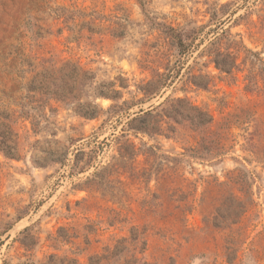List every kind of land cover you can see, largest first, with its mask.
Returning a JSON list of instances; mask_svg holds the SVG:
<instances>
[{
  "label": "rangeland",
  "instance_id": "rangeland-1",
  "mask_svg": "<svg viewBox=\"0 0 264 264\" xmlns=\"http://www.w3.org/2000/svg\"><path fill=\"white\" fill-rule=\"evenodd\" d=\"M229 3L228 13H236L224 29L264 61V0H0V110L10 105L19 111L10 99L21 96L20 86L31 78L21 81L20 59L57 68L77 64L95 75V87L115 83L122 95L118 103L133 104L102 126L105 113L86 120L73 106L52 100L44 112L48 124L42 122L37 133L30 121L14 115L20 159L5 158L1 149L13 153L12 144L0 142V264H264V81L258 77L256 87L246 90L245 71L219 75L204 67L205 58L193 65V53L179 64L191 65L192 75L211 74L208 90L184 80L149 97L138 90L157 71L164 73L166 59L178 60L159 25L201 27ZM167 98L207 112L213 120L208 132L224 133L227 155L209 163L184 159L175 166L172 159L210 134L172 123L174 133L152 139L128 133L136 149L158 146L168 158L159 175L150 171L152 159L139 156L130 170L112 174L107 187L87 186L96 168L118 158L121 144L115 138L122 127L140 109ZM95 102L103 111L113 104ZM240 110L251 113L247 124L221 129ZM67 147L62 166L32 162L33 156ZM77 151L92 156V167L81 174L71 170ZM230 198L248 212L237 224L214 229L216 210Z\"/></svg>",
  "mask_w": 264,
  "mask_h": 264
},
{
  "label": "trees",
  "instance_id": "trees-1",
  "mask_svg": "<svg viewBox=\"0 0 264 264\" xmlns=\"http://www.w3.org/2000/svg\"><path fill=\"white\" fill-rule=\"evenodd\" d=\"M232 5L233 3L221 5L219 10H214L211 14L210 21L201 27L186 26L181 29H174L159 25V31L170 39L172 47L175 48L178 60L171 63L166 59L164 73L157 71L154 80L144 87L138 88V90L149 97L158 94L162 87H171L174 83L183 80L185 84H189L196 89L208 90L213 79L211 74L192 75L190 72L191 65L185 68L184 64H179V58L192 56L193 53H197L193 59V65L198 64L197 60L205 58L204 67L212 66L218 71L219 75L231 77L234 73L245 71L247 74L244 78V81L247 82L246 90L256 87L258 77L261 81H264V61L257 54L248 50L241 40H237L238 36L232 35L229 28L224 29L225 24L230 22L236 13V11L231 13L227 11ZM236 21L235 19L233 23ZM239 60L240 62H238ZM19 62L18 72L21 81L25 80L26 75H31V78L20 86L19 92L23 94L18 98L10 99L13 106L17 107L19 111H13L10 109V105L3 106L0 110V127L5 129L4 132L0 133V142L2 145L10 142L12 147L9 148L13 150V153H6L1 149L2 154L7 159H20L17 155L18 134L13 129L14 122L12 118L14 115H17L18 119L30 121L33 133H37L41 129L42 122L48 124L44 112L47 102L52 100L73 106L75 113L86 120L97 119L101 113H105L108 117L102 126L109 119L121 115L133 106V104L128 105L125 101L121 104L118 103L122 99V95L115 90V83L95 87V75L84 71L77 64L66 63L57 68L56 64L47 61L40 62L37 65L25 59H20ZM122 88L127 87L123 86ZM96 99H108L113 104L106 111H103L97 106ZM140 102L141 100L137 104H140ZM134 115L122 127L121 134L115 138V141L121 144L118 150V158H113V163L96 168L90 178H87V186L107 187L111 184L108 178L112 174L118 173L119 169L126 170L127 167L130 170L131 165L139 156H145V161L152 159L150 171H154L156 176L159 175L162 168L168 164V158L161 153L158 146L142 144L140 148L136 149L135 145L128 139V133H131L135 138L147 136L152 139L155 136H163L165 132L174 133L172 123L177 125L187 123L194 131H200L204 135L206 133L210 134L207 138L203 137L197 147L179 154L178 160L172 159L175 166L180 160L184 159L209 163L213 160H221L227 155L223 143L224 133L208 132L213 121L209 114L198 108L190 107L189 103L183 99L173 100L167 98L158 106L149 107L146 110L140 109ZM251 118L252 115L248 110H240L239 114L225 118L221 129L230 130L232 126H242L247 124V121ZM121 141L122 143H120ZM69 149L70 147L63 151L59 150L61 153L59 151L45 152L43 157L33 156L32 162L42 168L57 163L62 166ZM73 156L72 173L81 174L92 167V156L90 154L77 151ZM163 161L166 163H163ZM247 212L248 209L243 202L230 198V201L225 202L221 208L216 210L211 226L214 229H221L229 225H235ZM137 239L138 237L135 236L132 241ZM229 244L232 246V243ZM25 247L28 248L26 245ZM123 250L125 249H121L115 254L112 253V255L119 256ZM230 251H232V247L227 248V252ZM227 257L228 262L233 261L231 252ZM90 262V264H99L97 261L90 260ZM70 264H77V262L74 260Z\"/></svg>",
  "mask_w": 264,
  "mask_h": 264
}]
</instances>
